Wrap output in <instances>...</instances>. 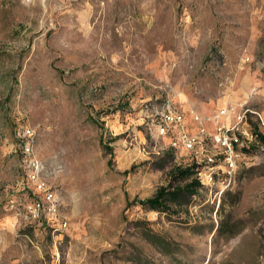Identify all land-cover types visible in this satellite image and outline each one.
Segmentation results:
<instances>
[{
  "label": "rangeland",
  "instance_id": "374dc122",
  "mask_svg": "<svg viewBox=\"0 0 264 264\" xmlns=\"http://www.w3.org/2000/svg\"><path fill=\"white\" fill-rule=\"evenodd\" d=\"M167 104L209 133L220 110H249L264 137V0H0V264H264L260 138L222 194L134 205L189 160L158 169L169 139L148 124ZM31 159L66 227L9 210L32 199Z\"/></svg>",
  "mask_w": 264,
  "mask_h": 264
},
{
  "label": "built area",
  "instance_id": "2783aa9c",
  "mask_svg": "<svg viewBox=\"0 0 264 264\" xmlns=\"http://www.w3.org/2000/svg\"><path fill=\"white\" fill-rule=\"evenodd\" d=\"M249 110H240L233 124L226 125L223 118L226 110H220L212 119L213 133H209L198 117L193 122L198 126L197 134H190L185 123L184 113L171 104L165 105L154 114L150 124L155 127L157 138H168V149L174 152L182 149L189 156L185 166L195 164L198 166L196 179L202 188H210L217 181L220 193L224 192L232 182L238 163L245 159V152L256 143L257 136L249 129L247 124ZM260 125L264 126L259 117ZM26 134H30L26 131ZM27 145V144H26ZM31 148L25 146L23 154L29 155ZM25 183L22 189H30L36 197L21 206L10 198L7 206L15 214L18 221L25 226L43 225L52 222L58 227H66V223L59 215V202L52 188L42 179V166L35 159L26 161ZM56 230L55 227H51Z\"/></svg>",
  "mask_w": 264,
  "mask_h": 264
},
{
  "label": "trees",
  "instance_id": "16d2710c",
  "mask_svg": "<svg viewBox=\"0 0 264 264\" xmlns=\"http://www.w3.org/2000/svg\"><path fill=\"white\" fill-rule=\"evenodd\" d=\"M255 134V133H254ZM257 138L264 141V137L255 134ZM111 154V149L106 148ZM174 151L168 149L163 156L165 160L158 165V169H162L172 158ZM162 161V160H161ZM198 172V166L192 164L190 166H177L170 171V184L167 187L158 189L154 196L143 201L133 202L134 205H138L142 209L153 211L157 213H173V207H181L182 204H187L191 198L198 195L202 189L199 181L196 179ZM30 195L32 199L36 195L31 191ZM47 224L46 222L43 225Z\"/></svg>",
  "mask_w": 264,
  "mask_h": 264
},
{
  "label": "crops",
  "instance_id": "0c3cea01",
  "mask_svg": "<svg viewBox=\"0 0 264 264\" xmlns=\"http://www.w3.org/2000/svg\"><path fill=\"white\" fill-rule=\"evenodd\" d=\"M237 113H238V112H237ZM237 113H236V114H237ZM236 114H232V116H231V115H229V112H227V115L223 118L224 123H225L226 125L233 124L234 121H235V116H236ZM185 123H186V126H188V125L190 124V125H193V126L196 127L195 123H193V122H192V123H189L188 125H187V122H186V121H185ZM196 129H197V127H196ZM187 130L189 131L190 134H194L193 129L191 130L190 127H189V129H188V127H187Z\"/></svg>",
  "mask_w": 264,
  "mask_h": 264
}]
</instances>
